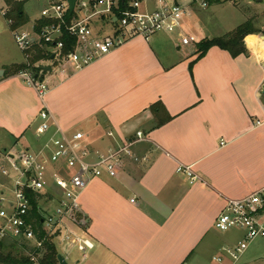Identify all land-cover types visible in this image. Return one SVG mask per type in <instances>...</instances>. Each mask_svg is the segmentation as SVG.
<instances>
[{"label": "crops", "instance_id": "0c3cea01", "mask_svg": "<svg viewBox=\"0 0 264 264\" xmlns=\"http://www.w3.org/2000/svg\"><path fill=\"white\" fill-rule=\"evenodd\" d=\"M190 20L175 33L131 38L74 73L42 64L53 82L42 98L18 76L4 77L24 58L0 65L5 161L43 140L35 135L42 108L48 135L81 130L100 150L134 141L132 152L144 158L126 156L115 177L93 179L82 191L81 230L93 244L85 264H247L245 251L237 260L225 251L244 232L219 231L214 222L228 200L264 186V47L246 45L232 57L214 46L194 61L207 36L201 20L198 29ZM156 101L171 116L159 126L150 110ZM178 166H189L196 180Z\"/></svg>", "mask_w": 264, "mask_h": 264}, {"label": "built area", "instance_id": "2783aa9c", "mask_svg": "<svg viewBox=\"0 0 264 264\" xmlns=\"http://www.w3.org/2000/svg\"><path fill=\"white\" fill-rule=\"evenodd\" d=\"M119 1L76 0L70 11L67 0H48L39 18L51 22L39 32L33 26L31 31L23 28L12 31L14 42L22 52L34 45H43L61 71L68 67L75 72L131 38L140 36L147 40L159 32L175 33L186 26L195 8L208 6L207 0H153V8L146 9L142 6L145 0H126V5L121 8ZM113 9L117 10V15ZM68 11L72 12L69 19ZM102 21L111 27L110 34H106ZM64 31L75 40L67 52H63ZM193 39L190 36V40ZM41 74L22 70L16 76L33 87L42 98L49 86L43 75L40 77ZM38 117L40 122L35 135L43 140L34 149L14 156L7 155V167H1V174L11 183L10 186L0 183V186L10 191L11 198L0 192V238H13L30 246H40L41 240L37 238L30 218L32 205L28 193L33 192L45 233L53 238L54 243L57 241L77 247L84 259L93 244L86 233L81 230L78 234L73 229L83 224L79 213L82 191L93 179L115 177L126 156L135 161L144 158L132 152L134 141L117 142L100 150L91 147L81 130L66 132L59 129L48 135L50 114L42 108ZM108 134L112 136L111 132ZM137 138L142 139L140 131ZM176 170L186 174L191 182L196 180L189 166H178ZM214 227L219 231L239 228L244 232L243 238L234 247L225 248L237 260L252 240L264 237V186L245 198L228 200Z\"/></svg>", "mask_w": 264, "mask_h": 264}, {"label": "trees", "instance_id": "16d2710c", "mask_svg": "<svg viewBox=\"0 0 264 264\" xmlns=\"http://www.w3.org/2000/svg\"><path fill=\"white\" fill-rule=\"evenodd\" d=\"M28 0H2L3 7L1 8L3 17L8 23L10 31L22 28L28 22V15L24 11V4ZM224 0H207L208 4L220 3ZM119 5L123 8L126 5V0H120ZM117 15V10L113 9ZM70 11H68L67 18L71 17ZM51 20L45 18H38L33 25L35 31L39 32L40 29L50 23ZM250 23L248 21L240 24L234 30L225 33L224 35L203 38L196 44V60L203 57L208 49L211 47H219L226 50L232 57H236L240 54L246 53V47L243 44V39L246 35L252 33ZM248 35L245 42L248 46ZM63 40L65 41V47L63 52H67L72 48L75 40L69 36L65 31L63 34ZM251 43V42H250ZM251 44H249V47ZM24 62L13 63L5 67L4 77L10 75H16L22 70H29L34 75H38L40 72L42 75L45 73L42 71L41 61H53L51 54L46 50L43 45H34L30 49L23 50ZM193 61V62H194ZM193 62L190 63L191 68ZM150 110L156 120V126H159L171 119V116L166 111L164 104L161 101H156L150 105ZM31 199V213L30 218L33 223L34 231L38 239L41 240L40 246H30L23 241H18L13 238H0V264H59L57 260V249L53 238L48 236L41 227L40 215L37 210L35 202V194L33 192L28 193Z\"/></svg>", "mask_w": 264, "mask_h": 264}, {"label": "rangeland", "instance_id": "374dc122", "mask_svg": "<svg viewBox=\"0 0 264 264\" xmlns=\"http://www.w3.org/2000/svg\"><path fill=\"white\" fill-rule=\"evenodd\" d=\"M82 1L86 2L87 0ZM152 2L153 0H145L143 1L142 6L146 7V9H150L153 6ZM47 3L48 0H28L24 4V11L29 19L24 25L23 30L31 31L34 22L40 17L41 9L45 7ZM2 7L3 2L0 0V65L10 61H20L24 58L23 52L15 44L8 23L3 17L1 11ZM194 10L195 11L192 13L193 15L188 18V21L191 19L190 22H192L191 25H193V28L198 29V20H201L199 23V30H201L207 37L212 38L224 35L225 33L234 30L240 24L248 21L250 23V28L252 29V33L248 34L251 35L248 38V46L251 44L250 47L254 49L256 46L257 52L259 47V51L264 47V0H224L220 3L208 4L204 9L195 8ZM102 24H104L103 27L106 29V34H110L109 24L106 25L107 22H102L101 25ZM248 35L243 39L245 47L247 45L245 39ZM41 64L56 66L55 63H50L49 61H42ZM65 71L69 74L74 73V71L68 67L65 68ZM48 84L49 88H52L53 82L48 81ZM9 143L10 142L7 144ZM39 143L40 142L38 141V144ZM7 144H5V146H7ZM3 166L7 167V163L4 157L1 156L0 183L10 186L11 182L1 174V167ZM0 192H3L6 198H11L10 191L3 189L1 186ZM73 229L79 234L81 226H74ZM237 230L240 229L232 228L227 231L229 234L238 235L236 233ZM55 246L59 254L63 257L67 256L66 262L68 264H85L82 260L81 252L77 247L70 246L68 243L60 244L57 241ZM243 260L246 261L247 264H264V237H258L249 243L241 261Z\"/></svg>", "mask_w": 264, "mask_h": 264}, {"label": "water", "instance_id": "95a60500", "mask_svg": "<svg viewBox=\"0 0 264 264\" xmlns=\"http://www.w3.org/2000/svg\"><path fill=\"white\" fill-rule=\"evenodd\" d=\"M75 2H76V0H67L68 7H69L70 11L73 10ZM114 21H115V19H114ZM51 58H53V56H51ZM42 69L44 71H49L50 67L49 66H42ZM2 74H3V70H0V75H2ZM262 92L264 93V85H263V88H262ZM57 260H58L59 264H67L65 258L59 253L57 254Z\"/></svg>", "mask_w": 264, "mask_h": 264}, {"label": "flooded vegetation", "instance_id": "af4514ba", "mask_svg": "<svg viewBox=\"0 0 264 264\" xmlns=\"http://www.w3.org/2000/svg\"><path fill=\"white\" fill-rule=\"evenodd\" d=\"M264 85V84H263ZM263 88V87H262ZM262 94L264 95V93L262 92Z\"/></svg>", "mask_w": 264, "mask_h": 264}]
</instances>
